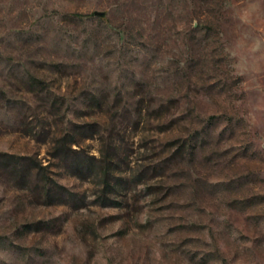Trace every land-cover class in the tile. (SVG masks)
<instances>
[{
	"label": "rangeland",
	"instance_id": "374dc122",
	"mask_svg": "<svg viewBox=\"0 0 264 264\" xmlns=\"http://www.w3.org/2000/svg\"><path fill=\"white\" fill-rule=\"evenodd\" d=\"M0 264H264V0H0Z\"/></svg>",
	"mask_w": 264,
	"mask_h": 264
},
{
	"label": "water",
	"instance_id": "95a60500",
	"mask_svg": "<svg viewBox=\"0 0 264 264\" xmlns=\"http://www.w3.org/2000/svg\"><path fill=\"white\" fill-rule=\"evenodd\" d=\"M93 14H94V15H102L103 12H102V11H99V10H94V11H93Z\"/></svg>",
	"mask_w": 264,
	"mask_h": 264
}]
</instances>
